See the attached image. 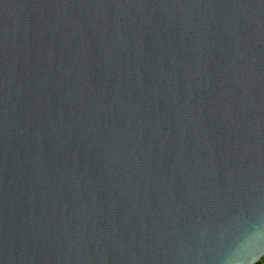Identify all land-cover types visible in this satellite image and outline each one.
I'll return each mask as SVG.
<instances>
[{
  "label": "water",
  "instance_id": "water-1",
  "mask_svg": "<svg viewBox=\"0 0 264 264\" xmlns=\"http://www.w3.org/2000/svg\"><path fill=\"white\" fill-rule=\"evenodd\" d=\"M264 233V0H0V264H227Z\"/></svg>",
  "mask_w": 264,
  "mask_h": 264
},
{
  "label": "clouds",
  "instance_id": "clouds-1",
  "mask_svg": "<svg viewBox=\"0 0 264 264\" xmlns=\"http://www.w3.org/2000/svg\"><path fill=\"white\" fill-rule=\"evenodd\" d=\"M227 264H264V233L260 234V243H253L246 237L238 240Z\"/></svg>",
  "mask_w": 264,
  "mask_h": 264
}]
</instances>
